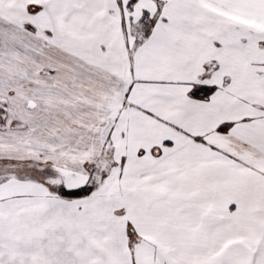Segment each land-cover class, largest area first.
<instances>
[{
	"label": "snow or ice",
	"instance_id": "6c2138e0",
	"mask_svg": "<svg viewBox=\"0 0 264 264\" xmlns=\"http://www.w3.org/2000/svg\"><path fill=\"white\" fill-rule=\"evenodd\" d=\"M0 264H264V0H0Z\"/></svg>",
	"mask_w": 264,
	"mask_h": 264
}]
</instances>
